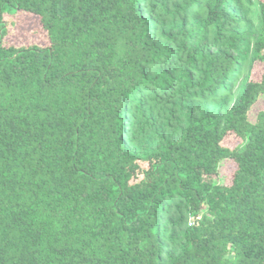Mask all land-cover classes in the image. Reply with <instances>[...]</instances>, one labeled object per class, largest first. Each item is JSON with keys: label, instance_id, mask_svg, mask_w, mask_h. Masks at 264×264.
<instances>
[{"label": "trees", "instance_id": "16d2710c", "mask_svg": "<svg viewBox=\"0 0 264 264\" xmlns=\"http://www.w3.org/2000/svg\"><path fill=\"white\" fill-rule=\"evenodd\" d=\"M0 264H264V0H0Z\"/></svg>", "mask_w": 264, "mask_h": 264}, {"label": "rangeland", "instance_id": "374dc122", "mask_svg": "<svg viewBox=\"0 0 264 264\" xmlns=\"http://www.w3.org/2000/svg\"><path fill=\"white\" fill-rule=\"evenodd\" d=\"M21 27H22V23L19 24V26L17 27V29H18V31H19L21 34H23L25 30L21 29ZM43 36H44V35H41V36H40V38H39L40 40H39V41H43ZM23 38H24V39H23ZM23 38H22L23 40H26L27 37H23ZM17 39H18V38H17ZM18 40H20V39H18Z\"/></svg>", "mask_w": 264, "mask_h": 264}]
</instances>
